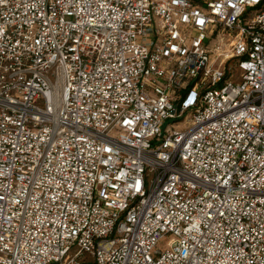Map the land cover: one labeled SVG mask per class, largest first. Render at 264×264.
Returning <instances> with one entry per match:
<instances>
[{"label":"built area","instance_id":"1","mask_svg":"<svg viewBox=\"0 0 264 264\" xmlns=\"http://www.w3.org/2000/svg\"><path fill=\"white\" fill-rule=\"evenodd\" d=\"M0 264H264V0H0Z\"/></svg>","mask_w":264,"mask_h":264},{"label":"rangeland","instance_id":"2","mask_svg":"<svg viewBox=\"0 0 264 264\" xmlns=\"http://www.w3.org/2000/svg\"><path fill=\"white\" fill-rule=\"evenodd\" d=\"M218 44V40L214 37L211 38V45H217ZM225 44V43H224ZM222 48H224V46H222ZM189 128V125L185 122H182L181 124L178 125V127L176 128L179 132H184ZM158 249L161 251H164L165 249H167V244L166 242H161L158 245Z\"/></svg>","mask_w":264,"mask_h":264}]
</instances>
